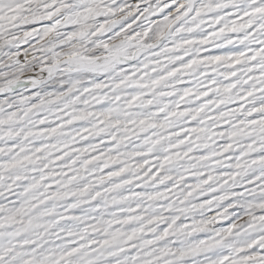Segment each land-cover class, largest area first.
<instances>
[{
  "label": "snow or ice",
  "instance_id": "6c2138e0",
  "mask_svg": "<svg viewBox=\"0 0 264 264\" xmlns=\"http://www.w3.org/2000/svg\"><path fill=\"white\" fill-rule=\"evenodd\" d=\"M0 264H264V0H0Z\"/></svg>",
  "mask_w": 264,
  "mask_h": 264
}]
</instances>
